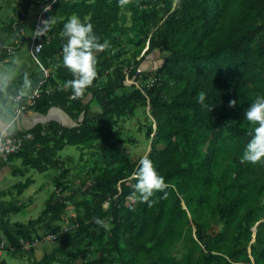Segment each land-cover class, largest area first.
I'll use <instances>...</instances> for the list:
<instances>
[{
	"label": "trees",
	"instance_id": "1",
	"mask_svg": "<svg viewBox=\"0 0 264 264\" xmlns=\"http://www.w3.org/2000/svg\"><path fill=\"white\" fill-rule=\"evenodd\" d=\"M51 2L46 14L51 23L41 30L38 41L47 45L63 31L68 15L79 13L83 7L94 11L86 22L93 24L100 42L107 40L108 46L95 50L97 76L93 83L82 96L72 97L67 82L74 75L63 62L66 37H62L58 57L54 59L57 67L42 84L43 90L30 109L46 114L51 108L59 107L72 123L52 119L17 131L32 132L34 138L26 140L21 151L10 156V161L21 158L25 168L40 172L49 167L59 168L56 187L64 191L71 168L59 158L58 152L68 145L83 152L86 146L99 141L120 153L117 148L123 142L118 126L120 118L131 115L135 104H145L149 98L151 114L157 122L155 135L163 132L167 139V145L159 152L153 148L149 157L165 177L167 186L154 191L151 204L140 199L129 208L122 204L128 196L140 198L135 187L137 177L131 184L127 178L132 171L124 174L120 168H104L85 189L77 188L83 198L74 205L78 210L83 208L84 214L73 220L76 229L63 231L61 225L55 226L52 233L63 232L37 264H72L71 258L80 256L84 261L81 264H112V251L121 250L117 233L120 228L128 233L126 247L138 255L158 256L154 264H240L251 263L252 258L254 264H264V221L257 225L253 240V226L264 210L261 204L264 158L256 162L241 160L258 123L247 120L246 109L258 96H264V0H20L8 30L25 40L26 34L21 29L29 11ZM123 9L131 13V30L138 38L139 52L147 42L149 46L135 63L121 60L116 64L112 51L120 43V35L115 31H124L118 24ZM11 47L14 51L21 49L20 45ZM154 50L165 55L162 63L156 68L142 69ZM10 54L8 46H0V61ZM127 73L135 81L142 76L149 79L153 74L159 79L150 86L142 85L143 91L137 84L128 83ZM42 80V76L38 77L33 87ZM170 80L177 90L165 97L163 84L169 86ZM48 86L52 87L51 92H47ZM7 90L12 94L20 91L12 85ZM3 94L0 88V99ZM201 94L205 96L204 102L199 100ZM233 99L235 104L230 103ZM94 104L100 107L97 113L92 110ZM148 133L151 136L152 127ZM207 141H210L209 150L200 159V148ZM192 148L197 160L185 165ZM31 183L30 177L17 183L19 192ZM116 195L118 198L114 200ZM105 201H110L108 208ZM71 202L72 196H56L54 192L43 214L60 219ZM206 209L211 210L216 224H224L222 233L202 230L198 217ZM123 211L125 217L121 220ZM189 213L197 226V239ZM107 216H112L116 223L112 241L108 243L112 251L87 260L86 252L80 248L70 250L73 239L81 236L89 239L86 249L92 247L95 237L102 236L98 230L104 231ZM169 220L188 227L186 254H164L172 236L171 230H164ZM40 221V217L32 219L29 225L33 228ZM16 226L18 229L12 230L6 221L5 235L19 248V238H31V231L23 230L21 222Z\"/></svg>",
	"mask_w": 264,
	"mask_h": 264
},
{
	"label": "rangeland",
	"instance_id": "2",
	"mask_svg": "<svg viewBox=\"0 0 264 264\" xmlns=\"http://www.w3.org/2000/svg\"><path fill=\"white\" fill-rule=\"evenodd\" d=\"M68 1L72 2L79 0ZM92 1L93 0H87V2ZM34 12L36 14V16H34L36 19L39 9L35 10ZM79 13H71L68 15L67 19L73 15H76L82 20L88 21L89 18H91V16L93 15L94 11L91 9L86 10L82 7ZM121 14L122 16L118 24L120 26H123L124 31L121 33L119 30L115 31L117 35H120V43L115 49H113L112 56L114 57V61L116 64L121 60H126L130 61L131 63H135V60H137V58L139 59L143 55L145 50L148 48L149 43L147 42L146 45H143L141 52H139L140 45L137 44L138 38L131 30V13L130 11L123 9L121 11ZM124 14L126 15V18L124 17ZM63 36V31L57 33L56 42L58 46H60L61 39ZM52 54L53 51H51V55ZM164 56L165 55H162L159 50H154L147 56V60L144 61L143 66L141 68H156V66L162 63V59L164 58ZM154 75L155 74L151 75L150 77H153ZM133 80L134 79H130L128 83L133 84ZM147 80L148 78L142 76L141 79L136 80V82H138V84L142 86L146 84ZM168 84L169 86L166 87L165 84H163V91L165 97H170L177 90V88L175 87L176 85H174V82L170 80ZM5 93L4 97L0 99L2 101L0 104V113H3V105L5 106L6 102L11 101L12 103H16V101L11 97V93L9 91L6 90ZM90 96L91 95H89V98ZM91 113L93 114L92 111ZM118 126L120 128L121 136L123 138V142L118 143L117 145V148L121 154L118 153L116 149L105 145L99 141L94 142L90 146H86L83 152L80 148L74 145H69L60 152V155L64 159L65 164L71 168L68 178L66 179L64 184V191H61V189L59 188L61 196H72V202L70 203V207L68 208V210L65 211V217L63 219L64 223H66L67 226L71 227L70 230L76 229V223L73 222L76 216L79 214H84L83 208L78 210L74 205L75 201H79L83 198V194L81 192H78L77 188L85 189L94 181L98 173L104 168H120L124 174H129L132 171V174L127 179L131 184H134L133 178L136 176L135 173L138 169L140 159L145 155L149 156L153 148L154 152H159L167 145V139L163 132H159L155 135L157 131V122L151 114L149 98L147 99V103L145 104H135L133 113L131 115H125L121 117ZM151 127L153 133L151 134V136H149L148 131ZM154 139L155 144L153 145L152 142ZM209 144L210 141H207L201 146V151L198 155L200 159H202L206 155L207 151L209 150ZM193 150V148L189 149V158L185 162V165H187L189 162H194L197 160V156L193 155ZM12 165L19 168L24 167L21 163V159H15ZM133 165H136L134 169ZM32 172H34L35 178L37 179L36 184L32 185L31 188L25 191L22 196L18 197V199L19 201H24L26 198L32 196L33 205L31 207H27L26 211H24L25 209H23V211L14 214L13 218L15 220H25L26 218L36 217L40 214V212L45 206L47 198L49 197L50 193L53 192L55 189V183L57 180L56 177L57 175H59L60 169L56 167H51V169L47 172H39L34 170ZM28 175L29 174L23 176L21 174H13L12 172H9L7 174L8 184L5 185L6 190L9 189V192H12L13 194H18L19 186H17L16 183L20 181L24 182ZM35 189H39L38 193H33V190ZM7 198L8 203L9 201L15 203V199L12 200L10 197ZM117 198L118 197L116 195L113 199L117 200ZM214 198L219 199V195H215ZM139 200V196H128L122 204L123 206H127L130 208L131 206H136ZM19 201L16 200V203H18ZM261 204L264 205V197L262 198ZM104 206L108 208L110 206V201H105ZM259 216L261 217L260 220L257 221L256 224L253 226V240L254 236L256 235L257 225L259 224V222L264 221V210L260 213ZM124 217L125 211H123L121 214V220H124ZM189 217L190 225L193 228V235L197 239V226L194 224V219L191 213H189ZM198 221L202 230L206 233L223 232L224 224H216L215 217L212 215L211 210L209 209H206L204 213H202L198 217ZM115 226L116 223L113 220L112 216H107L105 218L104 231L101 232L100 230H98L99 233H102V236L101 238L95 237L92 244L93 246L91 245L92 247L86 249L87 241L89 239L86 236H81L78 239H73L70 250L76 251L78 248H80L82 252H86L85 256L87 260L97 258L101 255L106 254L107 252L112 251V247H110L108 243L112 241ZM187 228V226L180 224L177 220H169L167 223H165L164 230H171L172 232V236L169 241L170 243L167 249L164 250L165 255L180 256L188 252L189 246L187 245L185 239V231L187 230ZM117 233L119 234L118 242L121 250L112 251V254L114 256L112 264H154L155 261L159 259L158 256L136 254L134 250L126 247V237L128 236V233H126L123 228H120ZM99 239H101V242L99 241ZM201 246L203 249H206L205 244H201ZM87 250L89 251L87 252ZM250 257L252 258L251 255ZM71 260L72 264H81L84 262L82 256L78 257L77 259L71 258ZM26 262L28 263V260L25 261L23 259H18L16 261L17 264H25ZM240 264H254L253 258L251 260V263L240 262Z\"/></svg>",
	"mask_w": 264,
	"mask_h": 264
},
{
	"label": "crops",
	"instance_id": "3",
	"mask_svg": "<svg viewBox=\"0 0 264 264\" xmlns=\"http://www.w3.org/2000/svg\"><path fill=\"white\" fill-rule=\"evenodd\" d=\"M19 1L20 0H1V4H0V46H5V47L7 46L11 47L13 45L21 46V49L14 51L12 54L8 55L6 58L0 61V88H3L5 93L7 90V86L12 85L14 88L20 90L19 93H23L24 95H26L30 93V91L34 88L33 86L35 80L38 77L42 76L40 66L32 57L29 50L31 35L33 33L34 25L37 19V17L36 19L34 17L36 16L34 11L38 10L39 8L31 9L29 11L28 17L25 20V26L24 28L21 29V31L22 32L24 31L23 33L26 34V39L22 40L18 36L16 37V35L10 32L7 28L8 23L13 18L15 19V9ZM58 49L59 46L56 42V37H54V39L50 40L49 43L45 45V49L41 54V59L43 63L46 65H51L54 59L58 57V53H57ZM51 51H53L52 55H51ZM26 78L29 81L28 84L25 83ZM5 94H3V97ZM1 102L2 101L0 100V104ZM16 108H17V103H12L11 101L6 102L5 106L3 105V113H0V130L4 129L6 126H9V128L13 131L27 130L32 126H34L35 124H37L38 122H42L46 124L52 119L61 120L64 121L65 123H72V120L69 118L66 112L59 107L51 108L49 112L46 114L37 112L33 109L28 110L26 113L17 114ZM92 110L94 111V113H97L100 111V107L94 104ZM62 150H64V148ZM62 150L58 152V156L62 161H64V159L60 155V152ZM15 159H21V158H14L12 161L0 167V238L7 239L5 235L6 221H9L12 230L18 229L16 223L21 222L23 224V226L21 227L23 230L31 231V238L34 236H43L47 233H52L51 230L54 229L55 226H57L58 224L61 226L63 225L62 227L65 228L67 226L66 223H64L63 221L65 217V212L61 214V216L59 217L60 219H56V220L53 219V216L51 214H43V210L46 207V203L48 202L49 198L54 194V192L56 193V196H61L58 195V192L60 190L59 188L56 187V183H55L54 191L50 193L49 197L45 202L44 208L42 209V211L38 216L26 218L25 220H15L13 218L14 214L23 211V209H25L24 211H26L27 207H31L33 205L32 196L26 198L24 201H19L18 197L22 196L25 191L31 188L32 185L36 184L37 179L35 178L34 172L32 171L33 170L38 171L31 167L19 168L13 166L12 164ZM66 166L68 167V165ZM50 169L51 167H49L48 170ZM48 170L44 172H47ZM16 171H21V172L16 173ZM9 172H12L13 174H21L23 176L29 174L27 177H30L32 179V183L26 189H24L23 192L21 193L18 192V194H13L12 192H9V189L6 190L5 188L6 187L5 185L8 184L7 174ZM33 191H34L33 193H38L39 189H35ZM7 197H10L12 200L15 199V203L10 201L8 203ZM16 200H18L19 202L16 203ZM38 217L41 218V221L37 223L33 228H31V226L29 225L30 220L36 219ZM22 239L23 237L19 238L20 240L19 248H16L15 245H12L13 246L12 248H7L1 253L0 264H17L16 261L18 259H23L25 261L28 260V263L26 262L25 264H37V262L41 260L46 253L52 250L55 244V242L44 241L34 245L32 247L33 249L32 248L27 249L22 246L21 244Z\"/></svg>",
	"mask_w": 264,
	"mask_h": 264
},
{
	"label": "clouds",
	"instance_id": "4",
	"mask_svg": "<svg viewBox=\"0 0 264 264\" xmlns=\"http://www.w3.org/2000/svg\"><path fill=\"white\" fill-rule=\"evenodd\" d=\"M50 23L49 18L44 21V27L39 29H47ZM42 33L37 31L36 35ZM63 34L66 37V42L63 44V62L74 75V78L67 83L71 86L73 96L80 97L97 76L95 50L107 47L108 41L101 43L94 32L93 24L76 15L64 22ZM25 83H29L27 78ZM199 100L205 101L204 94L200 95ZM230 103L235 104L236 101L233 99ZM245 117L251 122L258 123L254 128V135L245 146L241 160L256 162L264 158V96H258L251 103L246 109ZM135 175L137 177L135 187L140 194V199L149 204L153 202L150 197L153 196L154 191L167 186L165 177L158 171L154 161L148 155L140 159ZM97 219L99 223H103L102 220Z\"/></svg>",
	"mask_w": 264,
	"mask_h": 264
},
{
	"label": "built area",
	"instance_id": "5",
	"mask_svg": "<svg viewBox=\"0 0 264 264\" xmlns=\"http://www.w3.org/2000/svg\"><path fill=\"white\" fill-rule=\"evenodd\" d=\"M52 3L53 2L45 4L41 6V8H39V12L34 25L33 33L31 35V42L29 46L30 54L35 59L37 64L40 66L43 80L40 82L39 85L33 88L30 91V93L26 95H24L23 93H18V94L11 93V97L17 103V108H16L17 114L26 113L28 110H30V107L36 103V99L40 96L43 90L42 84L49 78L52 70L57 67L55 61H53L51 65H46L43 63L41 59V54L45 49V44L43 42L38 41L40 35H36L37 31L42 30L39 28L44 27V21L47 20L46 14L48 9L51 8ZM8 50L11 53L14 52L13 47H8ZM126 76H127V80L130 81V76L128 73ZM158 79L159 78L157 77H151L147 80L145 85L150 86L154 84V82L157 81ZM133 81L134 83H137V85L144 91L143 86L138 84V82H136L135 80ZM46 90L47 92H51L52 87L48 86ZM72 97L74 96L72 95ZM33 138H34V134L32 132L17 133V131L11 130L9 126H6L4 129L0 130V165H2L3 163L10 162V156L20 152L24 146L25 141ZM58 195H61L60 191L58 192ZM69 229H71V227L66 226L65 228H63V231H67ZM63 231H60L58 233H47L43 236H34L31 239H22L21 244L24 248L29 249L32 248L34 245L44 241L57 242ZM12 247H13L12 244L7 239L0 238V255L4 250Z\"/></svg>",
	"mask_w": 264,
	"mask_h": 264
}]
</instances>
